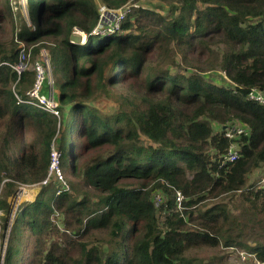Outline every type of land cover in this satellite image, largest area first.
<instances>
[{"label": "trees", "instance_id": "16d2710c", "mask_svg": "<svg viewBox=\"0 0 264 264\" xmlns=\"http://www.w3.org/2000/svg\"><path fill=\"white\" fill-rule=\"evenodd\" d=\"M3 1L9 15L0 8V23L13 19ZM129 1L26 0L34 30L23 17L19 29L11 24L8 42L0 37V239L7 235L1 264H191L190 249L244 245L228 236L226 202L200 208L206 201L239 192L264 218V187L247 182L264 163V107L246 98L251 87L264 89V0H160L166 14L142 0L119 31L90 34L99 4ZM74 27L86 34L84 42L70 40ZM43 40L51 43L59 118L15 97L34 79L31 69L18 75L11 67L17 41L32 46V60ZM210 44L223 47L205 63L221 69L226 82L205 80L201 68L187 74L168 68L178 57L202 64L188 55ZM120 87L134 98L114 112L97 107ZM233 119L249 133L240 157L219 167L229 144L221 127ZM53 140L68 185L59 192L41 183ZM25 184L39 190L6 234L8 198ZM175 189L183 194L181 208ZM162 193L165 211L152 198ZM246 252L264 261V242Z\"/></svg>", "mask_w": 264, "mask_h": 264}, {"label": "rangeland", "instance_id": "374dc122", "mask_svg": "<svg viewBox=\"0 0 264 264\" xmlns=\"http://www.w3.org/2000/svg\"><path fill=\"white\" fill-rule=\"evenodd\" d=\"M142 0H140L141 2ZM16 2V3H15ZM8 4H10L11 7V14L13 19L11 20L10 18H6L2 23H0V37L6 39V42H8L9 38L11 37L10 30H11V24L13 23L15 28H20V25L22 24L23 17L24 21H26V25L31 28V30H34L35 25H32L31 21L28 19V14L26 10V0H8ZM149 6H162V11L160 13L166 14L169 12L168 5L161 2L160 0H149L148 2ZM15 6L17 7L15 9ZM0 8L6 11L7 16L9 15V9L8 7L4 4V1H0ZM132 12V10L129 12V14ZM4 19V18H2ZM12 21V22H11ZM78 32H75L77 31ZM81 30L78 28L74 27L73 31L71 32L72 34L80 33ZM83 32V31H82ZM84 33V32H83ZM81 34V33H80ZM79 34V35H80ZM84 37L86 34H83ZM82 37V34L80 35ZM15 38V35H14ZM16 39V38H15ZM15 41V40H14ZM72 41V40H71ZM42 44L44 46H41L40 50H45L47 52L49 61H50V47L51 43L47 40H43ZM19 46V45H18ZM30 48H32L31 45H29ZM216 47L219 49H216ZM220 47H223L222 45L220 46H215L210 44L208 49H202L199 55H195V52H191L188 55V58H195L193 60L195 61H203L202 64H199L197 66H191L190 63L184 62L178 57L176 61L174 62V66L170 65L171 63H167L168 68L172 73H191V71L195 72L197 69H203L204 71H199L198 73L204 77L205 80L209 81L211 80L212 83L217 84L222 83L223 81H227L226 76H224V72L219 69V68H214V69H209L207 66V63L205 61L211 56V52L215 54H220ZM40 50L33 55L32 59H36L40 55ZM217 51V52H216ZM179 63V64H178ZM52 65V64H51ZM165 68V66L163 67ZM225 81V82H226ZM225 84V83H224ZM115 88V87H113ZM122 87L118 88L114 94H110V99H102L99 101L96 105L99 109L106 111V112H114L115 110L118 109V104L123 103L125 101L126 97H133L131 94L126 93ZM135 94H137L135 92ZM134 98V97H133ZM67 112L65 111L64 114ZM70 116L67 117V129L65 133V139L63 141L64 145L66 148H69L70 144V130H71V121L69 120ZM216 130V125L214 127ZM1 143V142H0ZM66 171V170H65ZM63 173V181L56 178L53 179L50 177V180L46 182V184H52L53 187L60 186V184H65L66 182V175L65 172L62 171ZM264 173V163L262 164V167L258 170L252 171L247 178V182L251 183L254 180H258V176ZM217 175V173L215 174ZM60 180V181H59ZM256 186L254 187L255 189L261 188L258 186L257 181L255 182ZM39 190L38 185L31 184V185H21L19 192H17L15 195L11 196L8 198L10 207L8 211V225H7V230L6 234L9 232L12 220L15 216L16 211L20 210L24 204L28 203L29 201H33L34 198L37 195V192ZM155 197L154 195L152 196L155 206L160 208L162 211H165V205L161 207L160 204L162 202H167L168 196L166 194H161V196ZM175 199V197H174ZM216 202H226L227 207L229 209V212L231 213V220L228 221L230 222L228 230V236H231L235 241H239L243 243V247H246L247 249L250 250H256L261 243L264 242V218L262 215H260L259 209H250V204L246 201L243 200L242 195H240L239 192L231 193L228 195H221L216 199L213 200H208L205 202V204L201 205L200 208H205L207 206H211L212 204ZM164 203V204H165ZM176 203V201H175ZM250 207V208H249ZM1 215V212H0ZM60 219V215H58ZM53 221V217L51 218ZM57 225L61 230H63V225L59 221H57ZM6 240H7V235L5 238L2 237L0 239V264L2 262V257L4 254L5 246H6ZM236 246V250L238 251H247V249L240 247L238 245H233ZM104 250L106 249V246L104 245ZM227 250H231L230 255L228 256ZM233 249H228V247L219 246L217 248H208V247H202V248H194L190 249L186 252V258L191 262V264H248L246 261H241L240 256L238 255L237 251ZM234 252V253H233ZM22 264H25V261H23Z\"/></svg>", "mask_w": 264, "mask_h": 264}, {"label": "built area", "instance_id": "2783aa9c", "mask_svg": "<svg viewBox=\"0 0 264 264\" xmlns=\"http://www.w3.org/2000/svg\"><path fill=\"white\" fill-rule=\"evenodd\" d=\"M140 0H130L126 4L118 8H110L105 4L98 5V20L95 26L92 28L90 34L92 35H107L113 32H117L121 28L122 21L126 18L129 12L134 7L139 6ZM75 32H78L75 31ZM82 34L84 42L86 36ZM79 33V34H80ZM78 34V33H76ZM80 34V35H81ZM18 59L11 64V67L20 75L26 69H31L34 72V79L29 88L25 90L23 96L15 93V97L20 103L31 104L35 108L50 113L57 118L61 116L60 104L57 99V95L54 88V77L52 73L51 62L49 61L47 52L45 50H40V55L36 59L31 60V48L26 47L24 42H18ZM4 62L0 61V65ZM225 76V74H224ZM234 88H237L236 84H233ZM246 98L255 101L264 107V89L259 87H251L246 95ZM222 130L224 131V136L228 139L229 144L227 150L224 154L219 157V167L226 168L228 164L234 162L241 155V149L243 147L242 137L247 136L249 133V128L246 124L238 121L237 119L230 120L227 124L223 125ZM53 140L50 145V157L49 165L45 179L41 183H46L50 180V177L56 180L63 179V168L60 164L61 162V150L58 149L57 145ZM260 166L258 170L261 168ZM59 180V181H60ZM257 184L260 187H264V173L258 176ZM57 192L64 188H68V185L60 184L58 186ZM155 197H158L155 196ZM174 197L176 201V206L181 208V202L183 200V194L178 190H174ZM58 214V213H57ZM228 249H233L228 247ZM231 251V250H230ZM238 255L241 261L251 262L253 264H264V261H260L256 258L255 253H249L246 251H238Z\"/></svg>", "mask_w": 264, "mask_h": 264}, {"label": "water", "instance_id": "95a60500", "mask_svg": "<svg viewBox=\"0 0 264 264\" xmlns=\"http://www.w3.org/2000/svg\"><path fill=\"white\" fill-rule=\"evenodd\" d=\"M70 40H72L74 42H81V37L78 34H71L70 35Z\"/></svg>", "mask_w": 264, "mask_h": 264}, {"label": "bare ground", "instance_id": "6f19581e", "mask_svg": "<svg viewBox=\"0 0 264 264\" xmlns=\"http://www.w3.org/2000/svg\"><path fill=\"white\" fill-rule=\"evenodd\" d=\"M82 32V31H81ZM84 34V33H83ZM83 40V38L81 37V41Z\"/></svg>", "mask_w": 264, "mask_h": 264}, {"label": "clouds", "instance_id": "9594fccd", "mask_svg": "<svg viewBox=\"0 0 264 264\" xmlns=\"http://www.w3.org/2000/svg\"><path fill=\"white\" fill-rule=\"evenodd\" d=\"M79 35V34H78Z\"/></svg>", "mask_w": 264, "mask_h": 264}]
</instances>
